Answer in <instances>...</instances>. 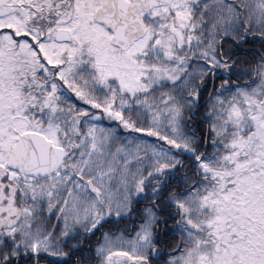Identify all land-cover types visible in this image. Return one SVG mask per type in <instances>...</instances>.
Instances as JSON below:
<instances>
[{"label": "snow or ice", "instance_id": "6c2138e0", "mask_svg": "<svg viewBox=\"0 0 264 264\" xmlns=\"http://www.w3.org/2000/svg\"><path fill=\"white\" fill-rule=\"evenodd\" d=\"M0 264H264V0H0Z\"/></svg>", "mask_w": 264, "mask_h": 264}]
</instances>
